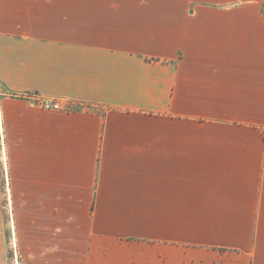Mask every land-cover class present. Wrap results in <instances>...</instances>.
<instances>
[{
	"label": "crops",
	"instance_id": "0c3cea01",
	"mask_svg": "<svg viewBox=\"0 0 264 264\" xmlns=\"http://www.w3.org/2000/svg\"><path fill=\"white\" fill-rule=\"evenodd\" d=\"M0 88V264H264V0H0Z\"/></svg>",
	"mask_w": 264,
	"mask_h": 264
},
{
	"label": "rangeland",
	"instance_id": "374dc122",
	"mask_svg": "<svg viewBox=\"0 0 264 264\" xmlns=\"http://www.w3.org/2000/svg\"><path fill=\"white\" fill-rule=\"evenodd\" d=\"M2 89V88H0ZM76 106H79L77 104H69L67 105V107H76ZM8 197V196H7ZM6 205H7V208L5 209L6 210V216H7V221L9 222V225H10V236H9V256H10V264H21V260H20V255H19V251L17 249V244L15 242V239H14V236H13V233H12V209H11V206H10V201L7 199L6 201Z\"/></svg>",
	"mask_w": 264,
	"mask_h": 264
},
{
	"label": "built area",
	"instance_id": "2783aa9c",
	"mask_svg": "<svg viewBox=\"0 0 264 264\" xmlns=\"http://www.w3.org/2000/svg\"><path fill=\"white\" fill-rule=\"evenodd\" d=\"M41 104L44 105L46 108L54 109V110H61L64 107V104L58 100H49V101L43 100Z\"/></svg>",
	"mask_w": 264,
	"mask_h": 264
}]
</instances>
